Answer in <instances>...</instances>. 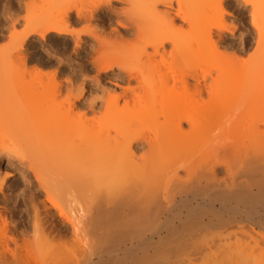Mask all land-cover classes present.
<instances>
[{"label": "bare ground", "instance_id": "bare-ground-1", "mask_svg": "<svg viewBox=\"0 0 264 264\" xmlns=\"http://www.w3.org/2000/svg\"><path fill=\"white\" fill-rule=\"evenodd\" d=\"M60 1L30 9L21 43L4 49L6 67L0 49V131L3 125L14 131L20 121L14 110L2 114L15 98L3 86L15 53L34 35L76 40L70 26L90 23L95 15ZM104 1V18L112 19L119 12H113V0ZM123 1L129 4L122 12L129 24L124 27L140 42L117 47L121 54L98 50L90 61L120 92L103 97L106 116L94 110L86 118L85 110L75 111L83 85L75 95L63 85L69 92L62 99L69 105L63 106L65 118L41 138L35 135L37 149L22 147L29 155L20 158L22 166L33 174L21 190L28 193L18 190L20 196L6 195L0 204V264H264V84L252 82L254 59L221 54L228 24L222 19L206 26V10L192 6L195 0ZM204 1L223 16L232 0ZM242 2L252 6L261 35L264 0ZM133 56L155 65L134 67ZM213 56L219 59L216 68L204 67ZM54 102L62 108L63 102Z\"/></svg>", "mask_w": 264, "mask_h": 264}, {"label": "rangeland", "instance_id": "rangeland-1", "mask_svg": "<svg viewBox=\"0 0 264 264\" xmlns=\"http://www.w3.org/2000/svg\"><path fill=\"white\" fill-rule=\"evenodd\" d=\"M43 1L45 0H0V29H1L0 33L1 34L3 33L0 36V49L1 50L3 49L1 58L2 60H4V67H6L4 54L5 55L7 54V52H4L6 51L4 49H7L8 47H11L12 45L19 46V44L21 43V39L23 38L22 35L24 34V28H25V22H26L25 18L30 15V11H31L30 9H32L34 5L41 6L42 5L41 3H43L44 5L45 2ZM49 1L51 2V0ZM64 1L65 0H63L62 2L60 1V2L63 3ZM66 1H67L66 3L69 4L70 7H72V10H75V8L78 6L77 8L79 7L86 8L87 10H89L88 12H90V10H92V12H95V15L94 13L92 14V12H90L93 15L92 21H90V23L88 20L87 22L84 20V21H79L77 23H73V26H70L74 28V31L75 30L77 31V32L75 31L76 32L75 35H77V37H78V34H80L79 35L80 36V39H79L80 46L76 44L77 37H75L76 38L75 40L74 37L70 35L64 37L63 39L62 38L55 39L51 37L47 40H42L39 38V36L34 35L31 37L32 39L31 38L27 39L28 40V41L26 40L27 43L25 42L23 44V47H21V49L18 50L17 53H15L16 55H15V58L13 59L14 61L11 63L9 61L8 63V70L12 73L10 76H8L3 86L7 88V91H11L14 93L15 101L13 100V102H9L7 104L5 103L4 107L2 108L3 110L2 114L6 115L7 113L5 114L3 112L14 110L17 113L16 118L18 119V121L20 120L19 121L20 125L18 124L20 128L17 125L16 126L17 130L15 128V130L13 131L10 126L3 125L0 131V141H2L0 142L1 143L0 146L2 145L0 148L3 147L0 150V153H2L0 154V178L1 177L3 178L4 176H6L4 177L6 188L2 191L3 193L0 192V204L1 202L4 201L3 199H4V196L6 195H7L5 197L6 199L8 198L12 199L15 196H17L18 194L16 195V192L19 193V196H20V192L23 188V183L25 182V179L27 180V179L33 178V174L31 170L28 169L27 167H26L27 169H25L24 166H22L23 164L20 161V158L21 159L29 158V155L27 156L23 155L22 153L23 149L24 150H31V148L37 149L38 143L35 144V142L36 141L38 142V140H37V137H35V135H37L39 139V137L43 136V134H45V132H47L50 128H53L58 123V121H60V119L62 121L65 118L64 117L66 116L65 110L66 108L68 109L69 105L68 103L63 102L62 100L63 97L65 96V93L68 92L67 91L68 89H66L65 91L62 90V89L67 88V87L63 88V85L65 86L70 85L71 86L70 89H73L71 91L72 94L74 92L75 93L77 92L78 86L79 88H81L83 85L84 89H83V94H82V105L78 107L77 109H75L77 113L78 111L79 113H82V112L84 113L86 111L87 112L86 115L85 113L83 115H85L86 118L87 117L91 118L93 117L94 113L92 114V112L90 111L96 110L94 114L95 116L97 117L106 116L104 109L102 107L103 100H104L103 97H105L107 93L108 94L110 93L111 95H114V94L116 95L117 93L120 92L119 90L120 87H116L114 85L115 80L113 78L109 76H105V73L103 71H100V72L98 71L99 67L96 68V66H99V65H95L96 64L95 62H94L95 64L93 63L94 58H95L94 56H96V53H98L97 52L98 50L102 51L104 49H107V47L109 50L107 49L108 51L106 50L105 51L110 52L114 50L115 48L117 50H120L117 47H121L122 49V48H125L124 46L126 45V47L128 48L129 46L127 45H130L131 47V45L134 46L140 42V37H137L136 34L132 33L131 31L126 30L124 27V26L129 27L128 20H127L128 18L126 17L127 15L125 16L124 15L125 13H123L122 15V12H125V10L127 11V9L129 8L128 7L129 4H127V2H124L123 0H121V2L113 0L111 8L112 7L114 8V9L112 8L114 13H115V10H117V12L119 13L114 14L111 10L112 15L113 14L114 15L112 19L108 20L104 18L105 7L103 6L104 8H102V5L100 3V2H104L105 4L106 1L104 0L103 1L101 0H66ZM191 5L197 8L199 6H200L199 8H201L202 6L204 8L207 7V9L206 8L204 9L202 7L203 11L206 10L205 11L206 13L202 12L204 14V16L202 17V22L206 26H213L217 21H220L222 19L225 23L228 24L229 28L225 32L226 35L224 38L226 40L224 39L222 40L223 42H225L224 44H222L223 42H221V44L219 43V48H218L219 51L221 52V54L229 55V56H237L244 61L254 59L253 63L255 65L254 67L256 68L257 72L256 73L254 72L255 76L253 77L255 78L252 79L253 80L252 82H255V84L256 83L264 84V68L262 67L264 64L261 63L264 61V26H262V24L260 23L262 26L260 29H262L263 31L260 35L258 31L259 29L256 27V25H253L254 23H252L253 22L252 6L244 4L242 0H232L231 2L226 4L227 6H226L225 13L222 16L220 11H218L214 6H212L213 4L209 5L204 0H195L191 3ZM73 6L74 7L76 6V7L74 8ZM158 7L164 11L167 10V8L170 9L166 5H159ZM123 8H126V9L122 10ZM84 10L85 9H83V11ZM170 10L173 11L175 9L173 8ZM258 17L261 18V16L259 15ZM260 18H257V21H259ZM13 21L17 23L15 27L13 26V23H14ZM130 22L131 21L129 20V23ZM151 23H154V22H151ZM13 28H16V30H13ZM12 31L14 32L17 31L18 35L15 34L16 33L15 32L14 34L16 36L15 37L12 36L11 35ZM97 39L99 41L102 40L100 42L103 43V45L105 44V46L101 47L102 44ZM166 48H167L166 50L168 51V49L169 50L171 49V46L169 45ZM150 49L151 48H149V50ZM94 50H96V52H93ZM105 51H102V53H104ZM119 53L121 54L122 50H120ZM111 55H113V53H111ZM143 57H140L139 59L133 56L134 59L132 58L133 61L131 60L130 63H132L134 67H138L140 65L139 64L138 66H136L137 63H142L146 65H149V63H151L155 65V60L153 61V60L146 59L145 57L144 58ZM156 59L157 61L160 60L158 59V57ZM91 60L93 61L90 62ZM220 60L222 62V59ZM227 60L226 61L223 60L225 61L226 66L227 64H229ZM168 61H169V57H168ZM218 62H219V59L215 58V56L206 58L204 67H206L207 65V68L209 66H211V68H216L212 66H215L216 63ZM204 64L202 63L199 66H203ZM260 64H262V66ZM194 65L196 67V63L193 64L192 66ZM168 66L169 65L167 64L165 68L167 67L166 72L168 71L169 77L171 78L173 75L176 74V72L174 70L175 74L172 73L170 71L172 66L171 68H169ZM218 66L220 67L219 64ZM168 68L170 70H168ZM115 70L118 71L119 69H117V67L115 66ZM239 70L237 69V71ZM234 72H235V69H234ZM59 85H61V87ZM57 87L61 88L59 93L56 94L58 96L60 95L59 97L57 96L58 98L55 96V91H56L55 89H57ZM51 88L53 91L51 90ZM106 88L107 89L109 88V90H106ZM40 89H42L43 92ZM44 90H46L47 92H45ZM36 93L39 94L38 95L39 98H37ZM49 93H50V96H48ZM40 94H44V95H41L43 97L40 98ZM51 96L53 99L48 98ZM93 98L96 101L95 103L93 102ZM58 99L59 101L63 102L62 108H59V105H58L59 102L58 104L54 102V100H58ZM91 102L94 103L93 106L95 105L94 106L95 109L94 108L91 109L89 105ZM63 106L64 107L66 106V108H64ZM115 116L118 117L119 115L115 114ZM25 127L29 129H25ZM23 130L25 131L23 132ZM18 131H20V133ZM29 134H31V137H34L35 139L33 138L31 139ZM21 136H24V138L22 137L23 139H20ZM27 136H28V139L30 138L29 144H28L29 140H27L26 138ZM22 140H27V141L25 143V141H22ZM8 147L9 148L12 147L14 151L16 150L15 152L17 151L20 152L21 157H18L19 160L17 162H16L17 158L15 159V157L20 156V154L19 155L15 154L13 153L14 151L10 152L13 149L10 150ZM30 156H32V153H30ZM11 157L12 158L14 157V158L12 159ZM30 159L32 158L30 157ZM18 162L20 163L18 164ZM27 170H29V172H27ZM0 181L2 182L3 180L1 179ZM18 190L20 192H18ZM23 192L24 194L28 193L26 191H23ZM23 192H21V194ZM8 195L9 196L11 195V196L8 197Z\"/></svg>", "mask_w": 264, "mask_h": 264}]
</instances>
